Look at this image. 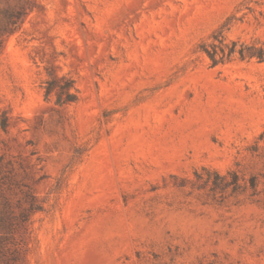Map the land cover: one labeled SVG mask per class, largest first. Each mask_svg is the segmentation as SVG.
Here are the masks:
<instances>
[{"label":"rangeland","instance_id":"rangeland-1","mask_svg":"<svg viewBox=\"0 0 264 264\" xmlns=\"http://www.w3.org/2000/svg\"><path fill=\"white\" fill-rule=\"evenodd\" d=\"M216 37L264 45V0H0L20 264H264V61Z\"/></svg>","mask_w":264,"mask_h":264},{"label":"trees","instance_id":"trees-1","mask_svg":"<svg viewBox=\"0 0 264 264\" xmlns=\"http://www.w3.org/2000/svg\"><path fill=\"white\" fill-rule=\"evenodd\" d=\"M24 14H19L17 17H21ZM22 22V21H21ZM20 22V24H21ZM16 23V22H14ZM16 25V28L19 27V25ZM14 28V30L16 29ZM14 30H11L12 32ZM216 39H218L216 37ZM219 44H213L209 48L207 44L202 45V50L207 53L209 58L212 61V65L215 66L218 63L222 62L225 58L230 57L233 54H238L240 58H257L259 61H264V45L258 46L256 44L252 45H245V44H239L238 41H231V43H225L224 38L218 39ZM56 83V80H51L49 82V88L48 91H51L53 89V85ZM72 87V82L67 80L65 84L62 86V89L64 91H69ZM61 97V96H60ZM74 101V98L69 94L67 98H60V103H68ZM15 235H11V238L14 239ZM23 247L18 246L17 243H15L13 246L4 247L0 244V255L2 262L4 264H20V261L22 259V250Z\"/></svg>","mask_w":264,"mask_h":264}]
</instances>
